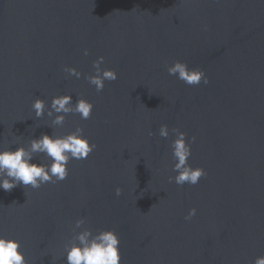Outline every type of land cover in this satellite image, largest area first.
<instances>
[{
	"label": "water",
	"instance_id": "water-1",
	"mask_svg": "<svg viewBox=\"0 0 264 264\" xmlns=\"http://www.w3.org/2000/svg\"><path fill=\"white\" fill-rule=\"evenodd\" d=\"M99 56L119 74L102 92L84 78ZM177 60L210 83L169 75ZM69 93L92 102V116L68 114L55 134L82 127L96 150L70 161L64 181L0 189V233L29 264H67L80 218L94 233L117 231L122 264L264 255V0H0V146L52 135L47 109L37 119L32 104ZM173 128L196 137L189 163L207 175L195 186L169 182Z\"/></svg>",
	"mask_w": 264,
	"mask_h": 264
},
{
	"label": "clouds",
	"instance_id": "clouds-1",
	"mask_svg": "<svg viewBox=\"0 0 264 264\" xmlns=\"http://www.w3.org/2000/svg\"><path fill=\"white\" fill-rule=\"evenodd\" d=\"M207 30V25L204 26ZM89 55L87 49L83 53ZM105 62L104 56H99L93 62L94 74L84 78L90 85L95 86L97 92H102L106 81H116L119 74L115 69L102 68ZM64 71L77 79L84 74L75 67H65ZM168 74L175 76L189 86H198L201 83L207 85L210 80L206 72L199 68H190L186 61L177 60L167 68ZM94 104L87 99L78 97L73 102L71 93L54 96L49 106L46 100L37 98L32 104V110L37 119L45 116L51 118L48 126L54 129L53 134H42L38 138L29 139L26 143H20L19 136L14 135L8 141V147L0 146V189L10 192L14 188L23 185L25 189H39L47 183L64 181L69 175V163L73 159L85 160L98 147L84 134L82 127H76L67 134H55V129L63 127L68 114H78L81 120L91 118ZM35 127H39L37 124ZM35 131V128H33ZM176 134L170 147L174 164L172 171L175 176H169V182L183 187L185 184L195 186L201 178L207 175L202 167L193 168L189 163L192 156V144L196 137L188 140V134L179 128L171 129ZM149 135H154L151 131ZM159 135L167 138L170 130L167 124L159 128ZM12 144L18 145L13 150ZM40 156V162H33ZM116 196L122 195V189L116 188ZM197 214L192 208L185 216L186 221H191ZM85 218L75 221L72 239L64 245L67 264H122L120 251L121 240L115 229H104L93 232L91 228L84 227ZM81 229L80 231H77ZM0 264H29L21 242L11 236L0 233ZM254 264H264V255L258 256Z\"/></svg>",
	"mask_w": 264,
	"mask_h": 264
}]
</instances>
